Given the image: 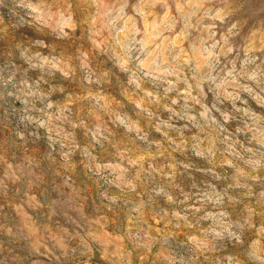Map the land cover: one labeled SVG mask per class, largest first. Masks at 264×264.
<instances>
[{"label":"rangeland","instance_id":"obj_1","mask_svg":"<svg viewBox=\"0 0 264 264\" xmlns=\"http://www.w3.org/2000/svg\"><path fill=\"white\" fill-rule=\"evenodd\" d=\"M0 264H264V0H0Z\"/></svg>","mask_w":264,"mask_h":264}]
</instances>
